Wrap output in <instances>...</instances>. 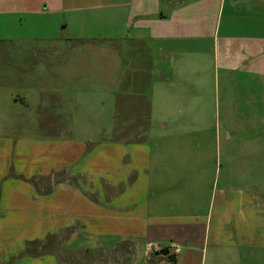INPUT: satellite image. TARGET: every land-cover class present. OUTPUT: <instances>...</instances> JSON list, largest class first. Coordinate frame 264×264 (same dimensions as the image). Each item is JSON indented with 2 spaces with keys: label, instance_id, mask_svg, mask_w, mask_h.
I'll use <instances>...</instances> for the list:
<instances>
[{
  "label": "crops",
  "instance_id": "0c3cea01",
  "mask_svg": "<svg viewBox=\"0 0 264 264\" xmlns=\"http://www.w3.org/2000/svg\"><path fill=\"white\" fill-rule=\"evenodd\" d=\"M2 3H25L29 15L48 19L56 28L64 22L61 28L71 30L67 39L78 44L75 50L79 44H93L90 51L97 55L98 45L103 50L113 45L112 56L120 59L115 64L111 58L94 60L92 84L83 68L85 60L77 56L65 61L62 67L69 71L60 87L46 85L50 71L53 74L59 66L45 61L40 82L20 80L25 79L22 93L15 90L4 95L0 113L8 114L10 105L13 110L30 107L36 129L45 132L85 130L83 117V124L99 130L102 116L108 115L110 122L100 132L126 134L110 141L44 136L0 144V264H60L55 253L19 256L27 241L43 240L68 227L77 229L66 242L75 248L114 250L129 241L135 248L131 264H172L155 254L163 247L176 254V264H264V194L258 192V185L224 182L223 190L230 193L224 199L221 194L215 219L211 195H201L205 194L200 192L204 177L198 165L202 159L195 153L203 145L191 141L196 129L190 127V117L193 123L204 125L206 118L202 117L210 101L196 91L203 78L195 80L192 75L193 68L203 63L187 55L191 51L202 54L196 43L211 40L223 83L240 93L237 107L260 100L264 108V0ZM13 10L0 8L8 15ZM126 29L129 33L122 37L128 47L124 48L113 37H121L118 31ZM219 54L220 62L216 60ZM16 59H1L4 85L9 83V65L25 77L33 70L16 64ZM174 75V84L195 80L191 85L196 87L190 86L192 94L182 95L178 90L170 96L168 83ZM36 83L46 86L39 88ZM253 86L260 98L251 92ZM224 99L228 103L227 96ZM86 100L97 104L93 110L78 108ZM63 169L67 171L64 180L53 184L54 174ZM203 203L206 210L199 211Z\"/></svg>",
  "mask_w": 264,
  "mask_h": 264
},
{
  "label": "rangeland",
  "instance_id": "374dc122",
  "mask_svg": "<svg viewBox=\"0 0 264 264\" xmlns=\"http://www.w3.org/2000/svg\"><path fill=\"white\" fill-rule=\"evenodd\" d=\"M9 7L15 8L9 15L6 12H0V65L3 59L12 60L15 57L17 58L15 60L16 64L29 67L33 70L25 77L13 66L9 65L7 67L9 77L6 78L9 83L4 85L1 83L4 81L3 77L0 78V100L4 95H8L9 91L19 90V92H21V88L25 87V79L20 82L23 78H33L35 82H40L41 78L45 75V69L40 67L47 66L45 61L52 60L56 63L54 65L59 66V69H53V74L52 70L50 71V75L47 72L49 80L46 85L48 87L50 85L53 87H60L64 86L61 80L66 79L69 71V68L62 67L65 61L71 62L73 59H78L77 56H79V59L85 60L84 63L82 62L84 65L83 68L88 70L90 74L88 77L90 79V84H92L96 76V62L92 63L94 60H97L99 56L101 60L108 61L109 58H111V60L114 61L113 64H115L120 59H116L115 56H112L115 51L113 45H109V48L106 50H103L101 45H98L100 47H96V49H100V53L96 52L97 55H93V52L90 51L94 50L92 48L93 44H79L80 49L75 50L78 44L75 42L72 43V40L67 39L71 30L69 31V29L64 30V28H61L64 26V22L59 23L58 28H56L48 19H37L35 16L29 15V12L24 8L26 7L25 3L15 5L0 4L2 10ZM61 15L62 18H64V13ZM226 20L227 17L224 15L223 23H225ZM107 23L106 21L105 24ZM102 29L101 27V30ZM127 31L128 29H126V32H121V30H119L118 34L120 33L121 37H113L114 40L116 38L117 42H119L118 44L120 47L121 44L124 48L128 47L127 39L122 37L123 34L129 33ZM211 45L212 42L209 39H206L205 42L204 39L200 40L196 43V47L202 50V54H198L201 52L195 53L193 51L187 54L191 61L195 60V63L198 64L200 61L203 63V67H194L192 73L196 78L195 80L202 77L203 82L198 85V87H196V85H191V83L195 81L194 79L190 83L181 80L178 81L180 83L174 84V82H177V76L174 75L172 81L168 83V89L170 90L171 96V92H177L178 90L183 93L182 95L192 94L190 92V86L196 87L197 93L206 94L207 100L210 101V104L207 106L206 117H202L206 118L205 124L193 123L190 117V127H195L193 130H200L198 132L195 130V134L192 133L194 138L191 141L195 143L193 145H203L201 147L198 145L199 148L195 153L202 159V164L198 165V167H202L199 173L204 177V185L200 192L203 191L205 193L201 194L203 196L211 195V199H213V204L215 205L213 211L215 219L218 211L217 203L220 201L221 194L222 199H224V197L230 193L229 191L223 190L226 184L224 182L229 184L247 183L253 186L258 185V192L262 195L264 194V108L260 100H255L254 105L249 103L243 104L239 108L237 107L240 93L237 90H228V85L223 83V72L221 69L218 71L213 51H211ZM4 49H11L13 51L5 55L3 53ZM125 53L124 51L122 52L123 57L126 56ZM109 55L111 57H108ZM216 60H218V62L221 61L220 54L218 57L216 55ZM17 79L19 83L18 86L15 85V80ZM36 85L39 88H44V86H46L40 83H36ZM183 89H187V91L183 92ZM129 91H134V89H130ZM261 91V98H263V88ZM26 92H28L27 94L33 93V90H26ZM251 92L255 94L254 97L260 98V96H257V94H259L257 86H253ZM225 96L228 98V103L224 99ZM77 105L79 109H84V112H88L91 111L90 108L93 110L97 104L91 100H86L80 101ZM82 106H84V108ZM10 107L8 114L2 115L0 113V144L6 143L7 140L39 139L44 136L73 141H85L96 138L110 141L117 135L123 136L126 134L123 132L114 133L109 130L100 132V130L110 122V117L108 115L102 116L99 130H93L96 129V127L91 128L83 124L86 119V117H83L81 123L85 126V130L45 132L38 128L36 129V123L33 122L35 113L32 114L31 111H29L30 107H21L17 110H13L12 105H10ZM5 108L7 109V107ZM36 110L39 111L40 109L36 108ZM198 119H200V117ZM118 130L121 131V127H119ZM62 171H64V169ZM236 175H239V178H236ZM185 192H187V189H185ZM198 207H200L199 211L204 210L205 203L198 205ZM262 214H264V212H262ZM74 229L77 230L76 227L72 230ZM72 235H74V231L68 232L67 229L61 232H53L48 234L45 239L41 240L40 244H37L36 247L30 244L27 245L26 242V248L29 247L37 250L46 248L50 251L54 250L60 264H131L132 262V256L135 250L132 244L127 248L123 243H120L114 250H85L84 248H75L73 245L68 246V244H66ZM81 241L82 240H78L77 243ZM86 241L87 238L83 240V242ZM154 259L155 258L152 257L151 261H154Z\"/></svg>",
  "mask_w": 264,
  "mask_h": 264
},
{
  "label": "trees",
  "instance_id": "16d2710c",
  "mask_svg": "<svg viewBox=\"0 0 264 264\" xmlns=\"http://www.w3.org/2000/svg\"><path fill=\"white\" fill-rule=\"evenodd\" d=\"M67 173V171H61L59 173H55L54 174V180H53V184H57L59 182H61L62 180H64V175ZM10 175L13 176V173H10ZM21 178H24L21 176ZM32 182L34 183V185L37 184V180L32 179ZM73 227H68L67 231L70 232L72 231ZM51 236V235H50ZM41 240L35 239V240H31V241H27V245H34L36 247L37 244H40ZM124 246H126L128 248V246L131 244L129 241H123L122 242ZM47 253H54V250H47L42 249V250H37V249H31L29 247H27L21 254L19 257L22 256H30V257H36V256H40L42 254H47ZM17 257V258H19ZM13 260H16V258H14ZM12 260V261H13ZM2 264H7V263H2Z\"/></svg>",
  "mask_w": 264,
  "mask_h": 264
},
{
  "label": "water",
  "instance_id": "95a60500",
  "mask_svg": "<svg viewBox=\"0 0 264 264\" xmlns=\"http://www.w3.org/2000/svg\"><path fill=\"white\" fill-rule=\"evenodd\" d=\"M156 255H161L167 257L168 261L172 264H176L177 256L174 253H171V250L168 247H163L155 252Z\"/></svg>",
  "mask_w": 264,
  "mask_h": 264
}]
</instances>
